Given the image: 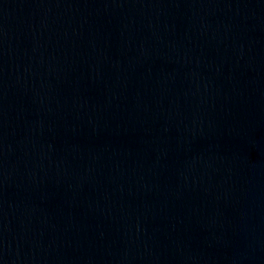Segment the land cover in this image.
Wrapping results in <instances>:
<instances>
[{"label":"water","instance_id":"water-1","mask_svg":"<svg viewBox=\"0 0 264 264\" xmlns=\"http://www.w3.org/2000/svg\"><path fill=\"white\" fill-rule=\"evenodd\" d=\"M0 264H264V0H0Z\"/></svg>","mask_w":264,"mask_h":264}]
</instances>
